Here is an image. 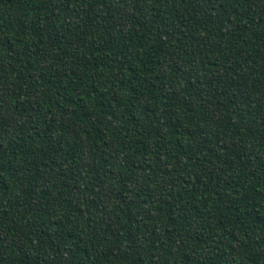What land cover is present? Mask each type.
Instances as JSON below:
<instances>
[{
    "label": "trees",
    "instance_id": "1",
    "mask_svg": "<svg viewBox=\"0 0 264 264\" xmlns=\"http://www.w3.org/2000/svg\"><path fill=\"white\" fill-rule=\"evenodd\" d=\"M0 264H264V0H0Z\"/></svg>",
    "mask_w": 264,
    "mask_h": 264
}]
</instances>
